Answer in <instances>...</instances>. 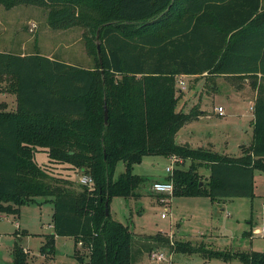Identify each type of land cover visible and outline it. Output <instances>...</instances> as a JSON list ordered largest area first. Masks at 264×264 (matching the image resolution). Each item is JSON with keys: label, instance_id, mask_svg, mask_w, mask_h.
Returning a JSON list of instances; mask_svg holds the SVG:
<instances>
[{"label": "trees", "instance_id": "16d2710c", "mask_svg": "<svg viewBox=\"0 0 264 264\" xmlns=\"http://www.w3.org/2000/svg\"><path fill=\"white\" fill-rule=\"evenodd\" d=\"M0 3L47 8L48 23L56 29L82 25L86 47L95 55V64L86 67L40 50L0 49V89L15 92L18 100L15 109L0 107V212L17 215L23 204L39 197L53 202L54 230L46 235L41 253L54 252L57 234L72 235L88 249V264H133L137 233L111 210L106 214L105 203L108 199L110 209L114 195L140 194L144 177L133 167L147 153L181 159L166 177L174 181L173 194H203L213 200L254 195L255 168L264 170V0ZM181 74L251 77L256 88L253 138L241 144L240 155L177 139L180 128L201 113L196 107H178ZM39 149L48 152L50 161L68 162L91 174L94 182L79 186L69 174H55L35 159ZM120 160L126 167L115 177ZM204 164L210 169L206 179L199 171ZM157 237L167 241L160 233L148 236ZM26 250L16 244L12 264H34ZM75 255L84 258L77 246ZM233 256L264 264L261 251Z\"/></svg>", "mask_w": 264, "mask_h": 264}, {"label": "rangeland", "instance_id": "374dc122", "mask_svg": "<svg viewBox=\"0 0 264 264\" xmlns=\"http://www.w3.org/2000/svg\"><path fill=\"white\" fill-rule=\"evenodd\" d=\"M86 29L82 25L56 29L48 23V9L34 4H18L6 7L0 3V48L29 52L40 50L69 60L73 64L93 66L95 55L85 43ZM247 78V80H246ZM185 81L184 87L180 80ZM251 77L222 74L206 77L204 74H181L177 87L181 89L178 107L190 111L196 107L206 110L199 118L181 128L189 139L177 135V139L195 147L238 155L240 144H249L253 138V108L256 88L250 84ZM4 86V82H3ZM14 92L0 89V107L12 109ZM17 103V102H16ZM222 105L224 115L216 107ZM213 144H211L210 142ZM201 144V145H198ZM210 144V145H208ZM241 148V149H240ZM35 159L51 168L55 174H65L80 186L84 172L68 162L50 161L46 150L35 152ZM176 156L162 153L144 154L134 164L133 171L144 179L138 186V195H114L110 210L115 219L129 224L137 233L133 242V264H247L237 252H264V235L257 232L264 226V170L255 168V193L253 196L220 197L213 200L208 195H185L160 193L154 182L166 179L167 165L174 167ZM190 161L184 164L187 167ZM123 160L117 163L115 177L125 170ZM203 179L210 169L201 165ZM164 198V199H162ZM33 201L23 204L20 212H0V264H12L16 244L23 246L29 260L34 264H88L89 251L76 244L72 235L55 236V250L48 257L41 254L46 235L53 232L54 204L51 201ZM162 199V200H161ZM166 215L163 216L162 213ZM160 233L165 242L148 238ZM141 238L143 240H141ZM146 240L148 248L144 241ZM76 246L84 256L75 255ZM208 249L225 252L231 256H209ZM153 252H164L163 259L153 257ZM205 252V253H204Z\"/></svg>", "mask_w": 264, "mask_h": 264}, {"label": "built area", "instance_id": "2783aa9c", "mask_svg": "<svg viewBox=\"0 0 264 264\" xmlns=\"http://www.w3.org/2000/svg\"><path fill=\"white\" fill-rule=\"evenodd\" d=\"M180 82L183 84V87H184L185 81L181 79ZM251 108H254V103L251 104ZM216 109L220 114H225V110L222 105H218ZM176 159L181 160L178 157H176ZM167 170L169 171V174H172L174 171V166L172 164L167 165ZM80 182L83 184H92L94 182V178L91 174L84 172L80 176ZM153 186H154V189L160 193L162 192V193H168L170 195H173L174 181L172 178L157 180L154 182ZM162 215L165 216L166 213L163 212ZM257 232L262 233L264 235V226L261 229L257 230ZM78 244L79 246H83V241L79 240ZM152 255L153 257L159 258V259H163L165 257L164 252H153Z\"/></svg>", "mask_w": 264, "mask_h": 264}, {"label": "crops", "instance_id": "0c3cea01", "mask_svg": "<svg viewBox=\"0 0 264 264\" xmlns=\"http://www.w3.org/2000/svg\"><path fill=\"white\" fill-rule=\"evenodd\" d=\"M66 29V28H65ZM0 49H3V48H0ZM47 55H49V56H51V57H54V54L53 53H46ZM60 58V57H59ZM61 59H63V58H61ZM64 61H66L67 63H71V64H73L72 62H70L69 60H66V59H63ZM87 67V66H86ZM246 80H247V78H246ZM14 94H15V99H16V102L18 101L17 100V94L14 92ZM255 95H256V92H255ZM254 98H255V96H254ZM15 102V105L13 106V108L12 109H15L16 107H17V103ZM251 102L253 103V101H252V99H251ZM252 103H250V106H251V104ZM201 110V113H204V112H206V110H202V109H200ZM218 112V111H217ZM219 113V112H218ZM254 113V112H253ZM220 114V113H219ZM220 115H224V114H220ZM199 118V116L196 118V119H198ZM195 120V119H194ZM194 120H192V121H190V122H193ZM187 124V123H186ZM184 126V125H183ZM182 126V127H183ZM181 127V128H182ZM181 128H180V130H179V135H182V136H184V139H183V141H186V140H188L191 144H193V145H195V142L194 141H191L190 139H189V136L187 135V133H181ZM210 142V141H209ZM211 144H213L212 142H210ZM242 144V143H241ZM241 144H240V147H241ZM198 145H201V144H198ZM208 145H210V144H208ZM241 149V148H240ZM44 150V149H43ZM242 153V149H241V151H240V153L238 154V155H240ZM168 196H171V195H167L166 196V198L168 199L169 197ZM162 200V199H161ZM112 213V212H111ZM114 217V216H113ZM51 225L53 226V222L51 223ZM141 240H143L142 238H141ZM144 244H146L147 245V247H148V244H147V242H146V240L144 241ZM149 248V247H148ZM150 249V248H149ZM29 250V249H28ZM42 254V256H44V257H48V255H45V254H43V253H41Z\"/></svg>", "mask_w": 264, "mask_h": 264}, {"label": "water", "instance_id": "95a60500", "mask_svg": "<svg viewBox=\"0 0 264 264\" xmlns=\"http://www.w3.org/2000/svg\"><path fill=\"white\" fill-rule=\"evenodd\" d=\"M97 47L99 50V53L101 52V46H100V40H99V31L97 32ZM101 59V57H100ZM102 60V59H101ZM104 112H105V122L108 123V118H109V109H108V105H107V101L105 100L104 102ZM203 183V181H201V184ZM106 214L110 213V209H109V200H106Z\"/></svg>", "mask_w": 264, "mask_h": 264}]
</instances>
